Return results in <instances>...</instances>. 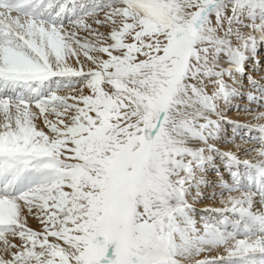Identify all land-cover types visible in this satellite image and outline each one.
<instances>
[{
    "label": "snow or ice",
    "instance_id": "1",
    "mask_svg": "<svg viewBox=\"0 0 264 264\" xmlns=\"http://www.w3.org/2000/svg\"><path fill=\"white\" fill-rule=\"evenodd\" d=\"M0 264H264V0H0Z\"/></svg>",
    "mask_w": 264,
    "mask_h": 264
},
{
    "label": "rangeland",
    "instance_id": "2",
    "mask_svg": "<svg viewBox=\"0 0 264 264\" xmlns=\"http://www.w3.org/2000/svg\"><path fill=\"white\" fill-rule=\"evenodd\" d=\"M256 75H260V74H256ZM235 115V114H234ZM243 118V117H242Z\"/></svg>",
    "mask_w": 264,
    "mask_h": 264
}]
</instances>
